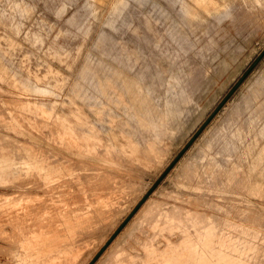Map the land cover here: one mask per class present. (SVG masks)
Wrapping results in <instances>:
<instances>
[{"label": "rangeland", "instance_id": "374dc122", "mask_svg": "<svg viewBox=\"0 0 264 264\" xmlns=\"http://www.w3.org/2000/svg\"><path fill=\"white\" fill-rule=\"evenodd\" d=\"M0 264H264V0H0Z\"/></svg>", "mask_w": 264, "mask_h": 264}]
</instances>
